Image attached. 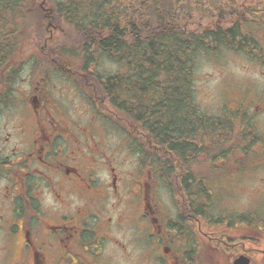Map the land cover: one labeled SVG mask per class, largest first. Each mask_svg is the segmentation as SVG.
<instances>
[{"label": "flooded vegetation", "instance_id": "obj_1", "mask_svg": "<svg viewBox=\"0 0 264 264\" xmlns=\"http://www.w3.org/2000/svg\"><path fill=\"white\" fill-rule=\"evenodd\" d=\"M54 21L48 0H0V264H264V198L247 209L236 198L229 211L212 193L226 181L238 194L242 180L259 175L256 120H241L250 150L239 149V125L233 151L173 152L170 166L156 158L155 168L137 145L139 167L118 172L117 157L96 156L104 144L88 135L108 122L104 79L95 63L50 53V44L65 45ZM55 71L87 97L96 115L85 126L64 112ZM249 106L264 113L259 97ZM168 184L172 205L161 192Z\"/></svg>", "mask_w": 264, "mask_h": 264}, {"label": "trees", "instance_id": "obj_2", "mask_svg": "<svg viewBox=\"0 0 264 264\" xmlns=\"http://www.w3.org/2000/svg\"><path fill=\"white\" fill-rule=\"evenodd\" d=\"M212 1L196 17L174 14L150 24L123 0H48L65 40V45L50 44L52 55L78 56L87 67L104 56L121 64V73L103 77L108 112L143 147L146 167H155L156 158L161 166H170L173 152L238 149L237 114L207 115L196 103V58L225 47L264 61V5ZM31 24L32 31L41 32L40 20L33 18ZM243 121L239 149L245 151L250 146L244 145ZM216 160L210 156L209 166L215 167ZM191 161L195 165L200 159L193 156Z\"/></svg>", "mask_w": 264, "mask_h": 264}, {"label": "rangeland", "instance_id": "obj_3", "mask_svg": "<svg viewBox=\"0 0 264 264\" xmlns=\"http://www.w3.org/2000/svg\"><path fill=\"white\" fill-rule=\"evenodd\" d=\"M123 1L134 9L133 12L137 17L150 24L158 18L169 17L174 14L192 13L196 17L198 16L196 13L203 9L208 10L210 3L214 2L212 0ZM62 43L65 44V40ZM261 44L264 46V39L261 40ZM94 65L96 73L102 76H109L123 71L121 64L105 56L101 57ZM51 77V81L56 88L55 93L64 107V112L78 121L81 126H85V123L92 120L96 115L89 106L87 97L77 85H69L57 71ZM194 88L196 103L204 114L225 117L241 107L242 110L237 114V118H234V133H238L241 119L248 117L249 121L256 120L258 124L257 133L264 134V113L256 115V112L249 109L250 98L256 99L259 97V99L264 100V61L258 57L244 51H233L225 47H221L216 52H200L196 58ZM62 91H65L64 94ZM56 115L61 116L59 112ZM98 124L99 129L89 131L88 135L93 141L103 143L105 148L108 147V152L101 146L94 154L98 157L108 156V154L117 157L118 164H115L117 171L131 176L130 174L134 172L135 168L139 167V157L136 151L139 142L114 121L110 122L108 120L107 123L100 121ZM75 131L80 133L77 128H75ZM140 149L143 150V147L140 146ZM147 162L149 163L150 160L148 159ZM158 167L161 166H155V168ZM261 167L259 175L253 180L241 181L242 186L241 190H238V194H234V190H227L226 181H223L221 189H212L213 199L219 193L220 201H223L225 208L229 211L237 205H241L242 209H247L249 200L263 199L264 164ZM170 187V184H168V187L167 185L161 187L166 205H172L173 202L168 194V188ZM236 198L241 200L240 204L236 205V200H234ZM131 247L135 251L138 250L130 242L129 248L131 249Z\"/></svg>", "mask_w": 264, "mask_h": 264}]
</instances>
